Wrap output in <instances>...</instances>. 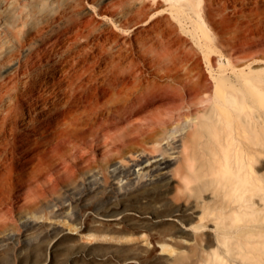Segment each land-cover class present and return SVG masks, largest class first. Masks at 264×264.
I'll list each match as a JSON object with an SVG mask.
<instances>
[{
  "label": "rangeland",
  "instance_id": "374dc122",
  "mask_svg": "<svg viewBox=\"0 0 264 264\" xmlns=\"http://www.w3.org/2000/svg\"><path fill=\"white\" fill-rule=\"evenodd\" d=\"M188 1L0 0V22H27L19 42L0 28L7 62H19L0 75V264H206L224 251L210 222L209 233L176 231L137 216L212 200L210 190L178 189V159L163 197L122 176L153 153L156 129L211 102L218 69L264 68L256 0H200L199 14ZM212 1L221 10L213 16ZM113 71L121 73L106 85ZM35 95L48 106L28 114ZM54 103L58 126L28 130ZM255 167L264 177V164ZM128 208L134 214L121 216ZM110 215L118 222L103 220Z\"/></svg>",
  "mask_w": 264,
  "mask_h": 264
},
{
  "label": "bare ground",
  "instance_id": "6f19581e",
  "mask_svg": "<svg viewBox=\"0 0 264 264\" xmlns=\"http://www.w3.org/2000/svg\"><path fill=\"white\" fill-rule=\"evenodd\" d=\"M260 1L256 0L253 11L264 21V0ZM199 3L200 0H189L185 5L199 14L200 7H195ZM209 6L215 9L210 10L212 16L221 11L216 9L214 1ZM233 6V11L245 15L247 9ZM257 21L261 26V21ZM26 24L3 20L0 28L19 42L22 27ZM9 51L0 40L1 76L11 68L19 67V62H7L10 60ZM25 51L26 56H31L32 50L26 48ZM120 71L111 72L105 84L111 85ZM243 71L232 69L229 74L226 69H218L216 72L220 78L214 84L211 102L201 105L199 113L189 121L161 125L150 137L153 145L149 150L153 153L142 151V157L136 163L138 169L122 171L128 182H139L145 187L157 186L163 197L167 195L172 179L169 166L178 159L177 163H181L175 171L180 178L178 189H184L188 197L211 191L212 200L202 201L201 209H197L199 205L183 203L184 207L172 211L140 212L137 215L141 219H150L152 227L169 224L176 231L203 228L209 233L213 230L224 251L221 253L217 248L210 259H206V264H264V177L257 175L255 167L257 163L264 164L260 158L264 153V111L261 110L264 107V68L246 74ZM26 83L29 91L34 90L36 81ZM27 105L29 114L30 108H45L48 102L41 95H35ZM48 112L49 119L36 117L27 129L34 132L55 129L59 124V106L50 105ZM132 210L125 209L121 216L134 214ZM118 218L110 215L103 220L118 222ZM188 219L190 221H186ZM207 222L214 229L206 230Z\"/></svg>",
  "mask_w": 264,
  "mask_h": 264
}]
</instances>
